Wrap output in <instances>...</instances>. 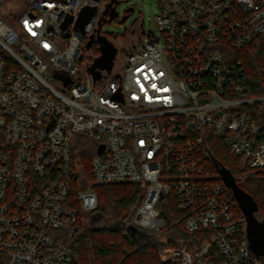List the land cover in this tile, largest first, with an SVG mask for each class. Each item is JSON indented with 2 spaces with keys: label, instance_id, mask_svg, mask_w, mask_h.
I'll use <instances>...</instances> for the list:
<instances>
[{
  "label": "built area",
  "instance_id": "obj_1",
  "mask_svg": "<svg viewBox=\"0 0 264 264\" xmlns=\"http://www.w3.org/2000/svg\"><path fill=\"white\" fill-rule=\"evenodd\" d=\"M155 1L157 31L142 28L123 64L118 53L96 79L84 59L92 36L104 35L106 0H29L13 25L0 14V264H76L66 239L98 207L93 185L125 182L146 191L129 232L159 235L166 195L187 231L210 232L194 248L161 245L163 264H264L211 152L219 138L244 168L264 169V91L252 93L234 53L264 43V0ZM87 5L99 11L82 32ZM79 135L97 144L91 178Z\"/></svg>",
  "mask_w": 264,
  "mask_h": 264
},
{
  "label": "trees",
  "instance_id": "obj_2",
  "mask_svg": "<svg viewBox=\"0 0 264 264\" xmlns=\"http://www.w3.org/2000/svg\"><path fill=\"white\" fill-rule=\"evenodd\" d=\"M95 49L99 50V47L93 42L89 50ZM234 53L237 58L244 61L248 72L252 75V93L263 92L264 89L259 87L260 82L264 83L261 73V67L264 65V43L252 44L235 50ZM79 137H81V143L78 145L80 160L85 174L91 178V162L96 154L97 144L83 135ZM3 148L5 145L0 129V149ZM211 152L237 178L239 173L251 171L243 167L242 160L219 138L213 139ZM214 171L217 173L215 168ZM253 172L254 175L250 174V177L244 181L237 179V182L253 195L259 204V213L264 217V169ZM93 189L98 195V207L89 213L87 224H84L80 217V230L66 239L73 249L76 264H163L158 257V249L161 245H176L183 242L194 248L210 236L208 231L197 233L187 231L184 225L185 212L179 208L173 195H166L157 205L167 222V226L157 235L163 238H134L128 231L127 225L145 197L144 184L141 182L94 184ZM76 207L82 215L79 203ZM261 259L264 261V256Z\"/></svg>",
  "mask_w": 264,
  "mask_h": 264
},
{
  "label": "rangeland",
  "instance_id": "obj_3",
  "mask_svg": "<svg viewBox=\"0 0 264 264\" xmlns=\"http://www.w3.org/2000/svg\"><path fill=\"white\" fill-rule=\"evenodd\" d=\"M28 0H0V14L4 18V20L11 25L15 23L16 18L25 11L27 8ZM116 8L117 15L116 17L111 18V12L113 8ZM104 8L107 10L106 20L102 25V31L104 36L118 49L127 44L133 37H143L142 28L146 30H155L157 31V25L154 20V16L157 13L158 5L155 0H106ZM128 14L126 20H122V18L127 13V9H132ZM126 12V13H125ZM127 15V14H126ZM100 17L103 18L104 15L100 12ZM143 19V27H139L134 24L136 18ZM110 19V20H109ZM140 43V41H139ZM129 49H125L118 54V65H122L125 59V55ZM94 52V54H92ZM100 51L98 49L89 50L86 53V57L84 61L91 65L95 61V57L100 56ZM105 69H101L104 71ZM253 173V174H252ZM254 175L253 171L244 172L241 176L236 177V180L244 181L249 175ZM260 214V213H259ZM89 212L83 213V221L84 224H87L89 220ZM132 228V226H131ZM134 238H155L161 239L160 236H154L149 234L144 230H136L133 234L132 230H130ZM153 238V239H154Z\"/></svg>",
  "mask_w": 264,
  "mask_h": 264
},
{
  "label": "water",
  "instance_id": "obj_4",
  "mask_svg": "<svg viewBox=\"0 0 264 264\" xmlns=\"http://www.w3.org/2000/svg\"><path fill=\"white\" fill-rule=\"evenodd\" d=\"M132 9H127V12L132 11ZM99 9L97 6H84L79 16L76 20V28L85 31V26L87 23L98 13ZM106 11H103L104 17L101 18L99 26L102 27L103 23L108 20L106 18ZM117 12L114 7L111 12V18L116 17ZM128 15H125L122 20H126ZM74 17L68 15L62 24L63 28H66L72 21ZM110 20V19H109ZM99 43L100 56L95 57L93 64L89 65L88 70L91 72L93 77L99 78L101 76V69H106L110 72L114 66V60L118 54V48L114 46L106 36L100 35L97 39ZM94 42V37L87 43L86 48L90 49ZM104 150V146H101L100 153ZM214 165L218 173L220 174L222 180L225 182L227 187L232 192L234 198L238 202L244 216L246 219V235L248 240V245L257 257L264 256V217L259 214V204L253 197L251 193L242 188L236 180L234 173L227 168L218 158L214 155L212 157ZM133 234L136 232V228H131Z\"/></svg>",
  "mask_w": 264,
  "mask_h": 264
},
{
  "label": "flooded vegetation",
  "instance_id": "obj_5",
  "mask_svg": "<svg viewBox=\"0 0 264 264\" xmlns=\"http://www.w3.org/2000/svg\"><path fill=\"white\" fill-rule=\"evenodd\" d=\"M103 11H106V9L103 8V9L101 10V12H103ZM125 13H126V12H125ZM129 13H130V12H127L126 14L128 15ZM126 14H125V15H126ZM134 24L142 28V27H143V19L140 20L139 17L136 18L135 21H134ZM139 41H140V37H138V38L133 37V38H132L127 44H125L124 46H122L121 48L118 49V53L121 54V52L124 51L125 49H132V48H136V47H138V46H139ZM94 42H95L96 45L99 47V43H98V41L96 40V41H94Z\"/></svg>",
  "mask_w": 264,
  "mask_h": 264
}]
</instances>
